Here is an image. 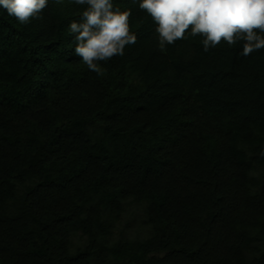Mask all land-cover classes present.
<instances>
[{
    "label": "trees",
    "instance_id": "trees-1",
    "mask_svg": "<svg viewBox=\"0 0 264 264\" xmlns=\"http://www.w3.org/2000/svg\"><path fill=\"white\" fill-rule=\"evenodd\" d=\"M111 2L137 40L102 76L87 5L0 7V264H264V48L161 51L141 0Z\"/></svg>",
    "mask_w": 264,
    "mask_h": 264
},
{
    "label": "clouds",
    "instance_id": "clouds-1",
    "mask_svg": "<svg viewBox=\"0 0 264 264\" xmlns=\"http://www.w3.org/2000/svg\"><path fill=\"white\" fill-rule=\"evenodd\" d=\"M87 5L79 22L70 23L76 43L75 54L88 69L104 75L100 62L123 55L126 45L135 44L137 37L129 32L130 10L121 12L111 0H75ZM48 0H0V7L20 23L26 24L47 7ZM156 23L161 51L191 35H202L204 51L226 41L235 45L243 41V56L264 48V0H141ZM258 30V31H257ZM264 156V151L261 152Z\"/></svg>",
    "mask_w": 264,
    "mask_h": 264
}]
</instances>
